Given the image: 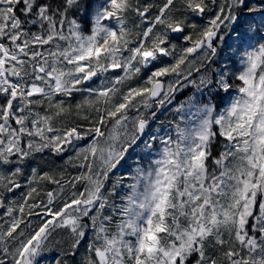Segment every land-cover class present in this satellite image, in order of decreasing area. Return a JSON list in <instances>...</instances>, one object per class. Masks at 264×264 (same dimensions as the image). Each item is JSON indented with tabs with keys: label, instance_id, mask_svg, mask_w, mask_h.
I'll use <instances>...</instances> for the list:
<instances>
[{
	"label": "snow or ice",
	"instance_id": "6c2138e0",
	"mask_svg": "<svg viewBox=\"0 0 264 264\" xmlns=\"http://www.w3.org/2000/svg\"><path fill=\"white\" fill-rule=\"evenodd\" d=\"M0 264H264V0H0Z\"/></svg>",
	"mask_w": 264,
	"mask_h": 264
},
{
	"label": "trees",
	"instance_id": "16d2710c",
	"mask_svg": "<svg viewBox=\"0 0 264 264\" xmlns=\"http://www.w3.org/2000/svg\"><path fill=\"white\" fill-rule=\"evenodd\" d=\"M191 89V88H190ZM191 91H187V92H184L182 94H179L177 99L178 100H183L186 96L190 95L191 94ZM163 115H161L160 119H162ZM67 157H63V158H60V157H54V156H50V157H47L46 159L52 164V165H61L64 163V160L66 159ZM68 172L71 174V175H75L76 172L74 169H72L71 167L68 168ZM86 243V241H85ZM81 251H83V247L81 248Z\"/></svg>",
	"mask_w": 264,
	"mask_h": 264
},
{
	"label": "rangeland",
	"instance_id": "374dc122",
	"mask_svg": "<svg viewBox=\"0 0 264 264\" xmlns=\"http://www.w3.org/2000/svg\"><path fill=\"white\" fill-rule=\"evenodd\" d=\"M162 115H163L162 119H165L166 117H167L168 119H171V118H172L171 115H170L169 113H164V114H162Z\"/></svg>",
	"mask_w": 264,
	"mask_h": 264
},
{
	"label": "flooded vegetation",
	"instance_id": "af4514ba",
	"mask_svg": "<svg viewBox=\"0 0 264 264\" xmlns=\"http://www.w3.org/2000/svg\"><path fill=\"white\" fill-rule=\"evenodd\" d=\"M190 90H191V89L189 88V89H186L184 92H187V91H190ZM184 92H183V93H184ZM178 95H179V94H178Z\"/></svg>",
	"mask_w": 264,
	"mask_h": 264
}]
</instances>
